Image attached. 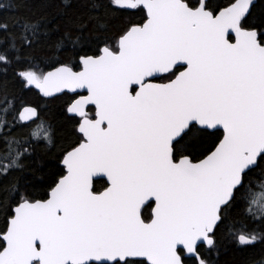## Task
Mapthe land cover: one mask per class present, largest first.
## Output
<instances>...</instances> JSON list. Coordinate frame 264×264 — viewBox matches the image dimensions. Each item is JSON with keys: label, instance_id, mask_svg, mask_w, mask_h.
Wrapping results in <instances>:
<instances>
[{"label": "snow or ice", "instance_id": "obj_1", "mask_svg": "<svg viewBox=\"0 0 264 264\" xmlns=\"http://www.w3.org/2000/svg\"><path fill=\"white\" fill-rule=\"evenodd\" d=\"M25 2L0 4V264H264V0H83L63 32ZM25 90H69V128Z\"/></svg>", "mask_w": 264, "mask_h": 264}, {"label": "trees", "instance_id": "obj_2", "mask_svg": "<svg viewBox=\"0 0 264 264\" xmlns=\"http://www.w3.org/2000/svg\"><path fill=\"white\" fill-rule=\"evenodd\" d=\"M5 0H0V4ZM223 4L225 0H218ZM85 12L83 7V0H26L23 7L15 11V14L21 17H30L33 20L44 17L45 21L49 22V27L59 26L60 32L67 30L69 19L73 18L81 13ZM125 17H118L114 23H122ZM59 33L52 32L49 37H42L40 46L36 49L38 56H46L50 53L45 50L46 44L55 43V38ZM43 67V64L41 65ZM44 70H49L44 68ZM80 95L82 93H79ZM25 99L34 103H45L46 119L50 120L55 126L57 132H64L69 128L67 118L64 115L63 109L66 107L64 101L69 99L70 93L65 96H58L56 100H49L45 98L42 100L35 90L27 91L23 93ZM75 98V97H72ZM89 111H92L90 108ZM54 151V150H53ZM48 160L55 162V156L51 153L46 157ZM98 184H102L103 181H98ZM149 210H145V214ZM242 219V218H241ZM0 228H3V220H0ZM261 255V246L256 245L254 248H238L233 245H227L218 257L217 264H248L249 259H258Z\"/></svg>", "mask_w": 264, "mask_h": 264}, {"label": "water", "instance_id": "obj_3", "mask_svg": "<svg viewBox=\"0 0 264 264\" xmlns=\"http://www.w3.org/2000/svg\"><path fill=\"white\" fill-rule=\"evenodd\" d=\"M65 91H66V92H68V93H70V92H69V90H65ZM79 93L86 94V93H85V92H83V91H79ZM70 94H71V93H70ZM83 94H82V95H83Z\"/></svg>", "mask_w": 264, "mask_h": 264}]
</instances>
